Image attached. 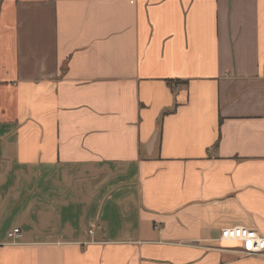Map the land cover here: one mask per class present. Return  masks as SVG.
<instances>
[{"label":"crops","instance_id":"1","mask_svg":"<svg viewBox=\"0 0 264 264\" xmlns=\"http://www.w3.org/2000/svg\"><path fill=\"white\" fill-rule=\"evenodd\" d=\"M236 225L264 234V0H0V264H264Z\"/></svg>","mask_w":264,"mask_h":264},{"label":"built area","instance_id":"2","mask_svg":"<svg viewBox=\"0 0 264 264\" xmlns=\"http://www.w3.org/2000/svg\"><path fill=\"white\" fill-rule=\"evenodd\" d=\"M18 233L19 230H14L9 235L15 238ZM220 238L239 242L241 244L239 252L243 255H264V234L254 229L241 225L225 227L221 229Z\"/></svg>","mask_w":264,"mask_h":264}]
</instances>
